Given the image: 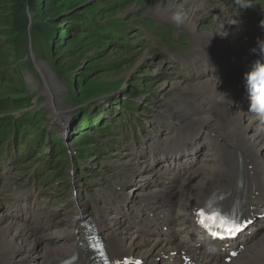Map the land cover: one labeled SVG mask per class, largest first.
Instances as JSON below:
<instances>
[{
    "label": "rangeland",
    "instance_id": "obj_1",
    "mask_svg": "<svg viewBox=\"0 0 264 264\" xmlns=\"http://www.w3.org/2000/svg\"><path fill=\"white\" fill-rule=\"evenodd\" d=\"M31 1H26L24 11L16 15L12 0H0V76L4 80L0 100L17 102L23 93L33 98L27 106L39 100L26 117V122H31L28 127L34 129H26L25 137L17 127L23 113L14 114L15 126L5 131L10 133L6 137L1 123L8 116L0 112V203L3 211L12 212L21 201L26 214L33 205L36 216L28 225L39 234L50 230L45 220L70 232L81 209L90 217L105 213L114 219L117 211L126 209L128 213L131 202L139 205L142 199L134 197L135 193L154 185L147 167L157 158L150 151L155 147L167 150L175 137L171 122L179 124L182 119L166 108L168 103L181 96L197 98V94H184L171 86L182 81L184 88H193L201 79L198 73L204 80L219 77L209 65L210 59H221L220 49L206 38L211 35H206L204 28L214 33L218 17H225L239 29L254 59L259 53L252 49L258 47V40H264L260 23L264 20V0H247L251 7L245 8L236 0H205L213 4V14L198 18L195 33L153 15L154 9L165 8L175 0ZM182 9L187 12V8ZM79 17L82 23L76 21L81 20ZM89 24L106 28L104 35L89 32ZM196 36L201 38L194 39ZM196 57L201 59L190 66ZM221 76L225 77V72ZM48 81L59 94L50 96ZM224 84L233 91L227 82ZM234 94L249 101L237 91ZM108 100L112 105H104ZM91 113H95L90 118L93 124L84 117ZM36 127L40 128L39 136L45 134L40 140ZM83 132L93 141L79 143ZM219 135L225 139L224 134ZM85 141L80 154L70 153ZM218 152L221 170L236 164L231 153ZM82 155L86 162L77 164ZM75 165H81L84 177ZM185 165L190 166V162L179 166L183 172ZM121 196L131 202L122 206ZM126 224L134 233L141 232L143 226L141 219L131 215L115 230ZM28 264H37L36 258Z\"/></svg>",
    "mask_w": 264,
    "mask_h": 264
},
{
    "label": "bare ground",
    "instance_id": "obj_2",
    "mask_svg": "<svg viewBox=\"0 0 264 264\" xmlns=\"http://www.w3.org/2000/svg\"><path fill=\"white\" fill-rule=\"evenodd\" d=\"M181 8H187L188 18L179 26L192 33L199 30L196 27L198 18L213 14V4L206 3L205 0H175L165 8L154 9L153 15L171 21L173 12ZM213 20H216V16ZM229 23L225 17H218L214 33L206 28L203 29L206 35H211L206 38L220 49L219 54H221V59H210L209 66L215 67L221 74L225 72L226 78L221 75L215 81L201 78L193 88H184L182 81H177L171 86V89H181L184 94H197V98L186 100L181 96L174 100L173 104L168 103L166 107L169 111L179 113L182 119L179 124L175 123L176 121L171 122V129L175 132L171 146L165 151H161L158 147L154 149L157 161L147 167L149 180L154 184L153 188L149 189L152 191L144 188L141 194L135 193L134 197L142 199L137 207L135 202L132 205V202L125 198L126 196H121L122 206H126L129 202L132 206L129 205L128 213L125 212L126 209L117 211L115 214L117 218L111 219L110 215L107 216L105 213L92 217L93 222L108 241L111 257L119 259L134 257L142 259L146 264H183L181 253L185 251L195 264H228L225 262L226 254L223 253L220 245L211 242L198 231L193 213L198 207L215 204L217 199L221 200L220 205L229 204L230 199L236 194L240 177L245 178L250 186L253 182H257L255 188L250 189L255 198L250 201L252 204H259V215L264 214V201L262 202L264 125H261L256 116L249 112V101L239 98L234 94L236 92L234 89V92L229 91L224 84L227 77L235 80L243 78V82L246 83L245 73L251 70L254 57L248 51V43L245 42L239 29L230 23L231 28ZM200 38L194 37L198 40ZM196 58L192 59L190 66L196 65L201 59ZM182 64L186 66L185 60ZM36 67L43 75L44 71H41L38 63ZM28 83L31 86L32 82ZM229 85L233 86L234 83ZM64 89L67 91L66 87ZM48 90L50 96L54 93L59 94L49 81ZM109 101L104 105L111 104ZM38 104L39 100L37 104L33 103L20 112L15 111L26 114ZM51 104L53 105L54 102L52 101ZM55 110L60 109L56 106ZM95 113L92 115L94 116ZM80 120L81 115H78L77 121ZM1 127L4 129L2 124ZM88 130L89 128L85 131ZM207 130L216 132L211 133ZM26 131L22 129L19 133L25 137ZM219 133L224 134L225 139ZM8 134L10 133L5 132L4 136L8 137ZM87 134L86 136L83 132L82 135L89 143L93 140H90V135ZM211 138H215V141ZM77 148L72 154H77ZM218 149L225 150L235 157L233 161H236V164L232 168L221 170ZM79 158L77 164L80 161L86 162L83 155ZM187 162H190V166L185 165L183 172L179 166ZM75 167L76 170H81V165ZM83 174L84 171L82 177ZM177 186H179L178 194L175 192ZM143 194L148 195L143 196ZM232 209H236L234 203ZM131 215L136 216L137 220L141 219L143 223L141 232L134 233L126 228L127 224L115 230L117 226L126 223ZM152 215L154 218H151ZM13 216L12 213L3 211L0 203V264H28L32 257L36 258L37 264H50L61 262L72 252H82L78 241L81 235L77 234L80 221L75 223L70 233L66 232L68 231L66 228L49 224V232L39 234L32 229V226L14 219ZM15 217L28 220L27 217L22 218L18 215ZM259 221V218L256 219L242 231V233L249 231L250 233L242 238L240 246L243 249L230 264H264V223L259 224L258 229L254 231V225L260 223ZM164 227H169L167 233ZM165 256L168 260L163 259ZM86 261L87 258L80 256L79 263L83 264Z\"/></svg>",
    "mask_w": 264,
    "mask_h": 264
},
{
    "label": "clouds",
    "instance_id": "obj_3",
    "mask_svg": "<svg viewBox=\"0 0 264 264\" xmlns=\"http://www.w3.org/2000/svg\"><path fill=\"white\" fill-rule=\"evenodd\" d=\"M236 3L240 8L251 7L247 0H236ZM187 18V13L181 8L173 12L170 20L181 25ZM260 23L264 27V20ZM257 45L258 47L253 48L252 51L258 52L259 56L253 61L251 70L245 73V81L249 93V112L256 116L261 125H264V40H258Z\"/></svg>",
    "mask_w": 264,
    "mask_h": 264
},
{
    "label": "trees",
    "instance_id": "obj_4",
    "mask_svg": "<svg viewBox=\"0 0 264 264\" xmlns=\"http://www.w3.org/2000/svg\"><path fill=\"white\" fill-rule=\"evenodd\" d=\"M26 1H29V0H12V3L14 4V10H16L17 12H16V15H18V14H20V13H22L23 11H24V9H25V5H24V3L26 2ZM34 0H32L31 2H33ZM34 3H35V1H34ZM34 6V5H33ZM13 18V17H12ZM80 18V17H79ZM16 19V18H15ZM81 19V18H80ZM76 21H80L81 23L83 22V19H81V20H78L77 18H76ZM85 22V21H84ZM77 25H79V24H77ZM90 26H87L86 28L89 30V32H96L97 34H98V36H100V37H102L103 35H104V31H105V29L106 28H101L100 27V25L99 24H95V25H91V24H89ZM36 28H38V32H40L41 31V27H39V25L37 24V26H36ZM3 79H2V76H0V85L3 83ZM81 84H83V82H81ZM75 85V84H74ZM66 88H67V86H66ZM71 88V87H70ZM32 97L31 96H28L27 94H22V98L19 100V101H17V102H14V101H12L11 99H9V98H6V99H1L0 100V112H3V113H7V116H8V118L7 119H5V120H3L2 121V125H3V127H4V131H7V129H9L11 126H15V122H14V114L17 112V111H22V109H24V108H27V107H30V106H27L26 104H29L31 101H32ZM111 103H113V101H111ZM15 110H17L16 112H14ZM27 115H29L28 113H26V114H23V119H21V120H19L20 121V123L19 124H17V127L19 128V129H24V130H26V129H28V128H33V126H31V127H28V125H31V122H30V120H27V122H26V117H27ZM91 115H92V113L90 114V115H84V117H85V119L87 120V122H89V123H91ZM94 119L95 118H93V121H94ZM87 122L85 123V124H87ZM98 124H100V121H98ZM87 127V126H86ZM34 129V128H33ZM36 129L38 130L37 131V136L39 137V140L41 139V137H44L45 136V134H42L41 136H39V133H40V128L39 127H36ZM15 130V129H14ZM8 135H10V134H8ZM85 140V138L83 137V135H82V137L80 138V141H79V143H81V141H84ZM86 141L84 142V143H82L81 145L79 144V147L77 148L78 149V152H77V154H80L81 153V151H82V149L83 148H85V146H86ZM58 144V142L56 141V142H54V145H57ZM59 145H61L60 143H59Z\"/></svg>",
    "mask_w": 264,
    "mask_h": 264
},
{
    "label": "snow or ice",
    "instance_id": "obj_5",
    "mask_svg": "<svg viewBox=\"0 0 264 264\" xmlns=\"http://www.w3.org/2000/svg\"><path fill=\"white\" fill-rule=\"evenodd\" d=\"M199 215L203 216V213L201 212ZM209 219L215 220V217L214 216L209 217ZM200 222L204 223L203 220H201ZM244 226L245 225L242 222H238V221H234L230 225L224 221H221V227L224 228V232L226 233V236L217 235V234H214V235H217V238L219 239H225L241 231ZM92 247H93V250L98 252L99 255L105 260V264H121V261L108 257L106 249H105V244L102 240L94 242ZM233 255H235V253H233ZM123 264H127V261H124ZM134 264H139V261H135Z\"/></svg>",
    "mask_w": 264,
    "mask_h": 264
}]
</instances>
